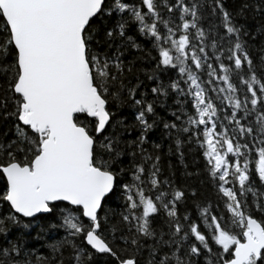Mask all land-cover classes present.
Returning <instances> with one entry per match:
<instances>
[{
  "label": "snow or ice",
  "instance_id": "6c2138e0",
  "mask_svg": "<svg viewBox=\"0 0 264 264\" xmlns=\"http://www.w3.org/2000/svg\"><path fill=\"white\" fill-rule=\"evenodd\" d=\"M250 12L264 15V0L232 11L225 0H0V127L12 134L0 138V264H264V219L251 212L264 213V39L254 63ZM130 27L157 53L151 87L123 58L141 47ZM169 69L178 75H155ZM171 96L166 120L156 109ZM158 123L181 162L185 144L199 148L225 215L160 179V145L144 147ZM113 194L124 207L105 234ZM161 211L167 231L151 224ZM56 227L65 236L50 255L20 258Z\"/></svg>",
  "mask_w": 264,
  "mask_h": 264
},
{
  "label": "trees",
  "instance_id": "16d2710c",
  "mask_svg": "<svg viewBox=\"0 0 264 264\" xmlns=\"http://www.w3.org/2000/svg\"><path fill=\"white\" fill-rule=\"evenodd\" d=\"M130 2L138 3L139 0H130ZM159 2V0H158ZM240 0H225V6L232 11L235 9ZM258 2V0H257ZM251 17L247 22V29L249 31V36L245 37L249 41V48L250 54L253 56L254 63L257 62V58L259 56V49L261 45V40L264 37L257 36V38L253 41L251 38V32L255 30L258 23L264 24V15H254L253 13H249ZM128 35L133 36V38L140 44V49H122V55L125 61H133L136 65V69H138V73L134 70V75L138 74L141 81H145L148 84V87H151L152 82L147 81L146 74L150 73L152 70L156 69V51L152 49V45L149 38L141 37L138 34H135L134 28L129 29ZM2 36V34H0ZM10 59V58H9ZM258 74L259 70H258ZM156 76H160L162 79L167 81L168 77L171 76L175 78L178 73L174 70L169 69L167 73L163 71H156ZM135 82V79H133ZM183 86V82L181 81ZM151 95H149V99H151ZM167 105L170 107L167 109H162L161 107L157 106V113L163 117L164 119H172L174 117L171 116V112L177 107V105L173 102L176 97L171 96L164 98ZM125 113L130 112V109L124 110ZM8 125H4L0 127V138H2L3 134H7L8 139L12 138V134L8 132ZM174 136V134H173ZM129 138L134 139V136H130ZM183 140L187 141V135L182 137ZM7 143V141H4ZM159 144L160 148L158 150V154L160 156L159 166L161 169V176L160 179L163 180L167 177L171 180L177 188L183 187L186 190V194L188 196L187 204H191L193 200V193H195L194 199L197 201H202L204 204H211V207L217 209L214 212L217 216L225 215V211L223 209L222 201L217 203L220 198V194L217 192L216 188L213 185L212 178L208 175L206 170V162L203 160V157L200 154L199 148L195 145L194 142H189L184 145L182 148L183 157L182 162L181 159H178L177 152H176V144L174 138H169V135L165 133L162 127V123H158L157 127L152 130L148 137L147 143L144 144V147L148 150L149 153L153 151V145ZM251 171L254 172V162L251 168ZM128 179V177H126ZM255 179V177H254ZM150 187V186H149ZM147 191V190H146ZM155 193L153 192V195ZM57 203V211H54L52 217L49 218L50 223L58 224V210L64 206L65 202H56ZM124 207L123 199H117L116 195L113 194L110 197L109 202H107L103 209L99 210L100 215L103 217L105 212L109 214L107 224L104 221H101V231L107 232V229L116 222L118 218V214L121 213ZM181 213L186 211L185 207H181ZM7 212V205L3 202H0V215L6 214ZM251 212L254 214L255 218L258 220L264 219V213L257 212L255 208H251ZM193 218L195 219V214L193 212ZM167 217L161 211L159 214H154L152 217V227L158 228L162 231H167ZM227 227V225H225ZM235 230V229H233ZM32 236L36 235V229H31ZM17 232L13 230L8 236L7 240H12L13 242L19 243L17 239ZM41 238L38 240H28L25 242V247L22 249L20 258L21 259H31L35 261V255L41 256H48L50 252L46 245L51 243L54 240H58L61 237L65 236V232L63 229L56 227L54 229H50L48 231H44L40 234ZM6 243L5 237L3 234H0V246H3ZM77 244H82L81 240L76 241ZM215 246L213 251H216ZM35 249V255H25V251L28 253H32V250ZM146 255V253H145ZM65 256H67V251L65 252ZM107 259L106 257H99L100 261ZM215 260V257H213Z\"/></svg>",
  "mask_w": 264,
  "mask_h": 264
}]
</instances>
